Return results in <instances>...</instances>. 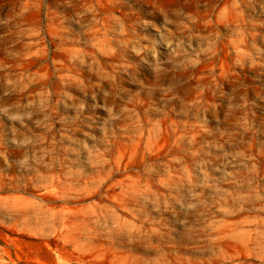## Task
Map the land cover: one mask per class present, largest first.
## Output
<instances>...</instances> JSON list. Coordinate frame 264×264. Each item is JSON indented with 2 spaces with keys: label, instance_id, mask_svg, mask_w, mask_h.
<instances>
[{
  "label": "rangeland",
  "instance_id": "1",
  "mask_svg": "<svg viewBox=\"0 0 264 264\" xmlns=\"http://www.w3.org/2000/svg\"><path fill=\"white\" fill-rule=\"evenodd\" d=\"M0 264H264V0H0Z\"/></svg>",
  "mask_w": 264,
  "mask_h": 264
}]
</instances>
